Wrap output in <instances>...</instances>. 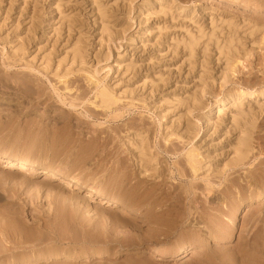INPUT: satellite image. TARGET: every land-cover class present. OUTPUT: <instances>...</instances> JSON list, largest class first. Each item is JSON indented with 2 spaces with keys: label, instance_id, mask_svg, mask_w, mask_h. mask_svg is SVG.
<instances>
[{
  "label": "rangeland",
  "instance_id": "374dc122",
  "mask_svg": "<svg viewBox=\"0 0 264 264\" xmlns=\"http://www.w3.org/2000/svg\"><path fill=\"white\" fill-rule=\"evenodd\" d=\"M240 89L264 18L239 0H0V150L36 165L0 157V264H264V96L212 114Z\"/></svg>",
  "mask_w": 264,
  "mask_h": 264
},
{
  "label": "bare ground",
  "instance_id": "6f19581e",
  "mask_svg": "<svg viewBox=\"0 0 264 264\" xmlns=\"http://www.w3.org/2000/svg\"><path fill=\"white\" fill-rule=\"evenodd\" d=\"M239 2H242L244 4L245 8H247L250 11L251 15L254 16L256 22H258L260 18H264V0H239ZM253 25L255 27L256 23L254 22ZM228 42L230 43L231 41H228ZM217 44H218V42H217ZM219 52H221V48L219 49ZM238 62L239 61L236 60V63H238ZM233 71H234V69L230 68L229 59L226 57V66H225V70H224L223 74L224 75H228L229 72L233 73ZM203 92H204V88L202 87V88H200V90L198 92L199 94L196 93V94L191 96V98H190L191 106L190 107L192 109L193 108L197 109V108H199L201 106V98L203 96ZM246 96H250V97H253V98L263 97L264 96V90L240 89V90H237V91H235L233 93L228 94L227 96H221L222 98L218 99L215 102L216 105L214 106V108L217 107V111L212 112V114H215V113L219 114L221 111L224 110V108H222V106L227 104L228 107H230V106L232 107L233 106V108L235 107V108L238 109V111H236V114H233V115H235V116L239 115L240 116L241 115L240 114L241 113V111H240L241 110V106H240L241 103L240 102ZM95 97L99 99V104L101 106H103V107L110 106L112 101H113V99L108 95V93L104 92L103 90L99 91L96 94ZM238 139L239 140L237 142V145H236V147L234 148V151H233V155L234 156H233V158L230 159V161L235 166L240 165L244 161V159L246 158L248 152L251 150V147H250V145L248 143V139L247 138L240 136V138H238ZM141 156H144V153H141ZM0 157H5V159H6V165L5 166L6 167L14 166L15 168H17L18 171H22L24 169L32 170V169H34V167H36V165L34 164V162L32 160H27L26 158L10 157V156L6 155L2 150H0ZM186 159H187V163H188L189 167H191L193 169L196 168L195 167L196 164H195L194 156H193V154L191 152H187ZM232 163H230V164H232ZM36 169H37L38 173L42 174L44 176V179H46V180L55 179V180H57V182L62 183L63 187H65V188L66 187H72L73 185H74L73 187L81 188V184L77 181V179L75 180V179H73L71 177L66 178V177H62L60 175L57 176V173L55 171H52V170H49V169H45V168H42V167H38ZM193 172H196L195 169H194ZM84 197L85 198H91V199H93L94 197L95 198H100V200H101L100 203L101 204H106L107 203L109 205H112L113 207L118 205V204H116L117 202L115 200H111V198L101 194L98 190H96V189H94L92 187H89V188L86 189V191L84 193ZM117 208H119L118 211H119L120 214H125L127 212V209L124 206L117 207ZM1 252H2V250H1ZM1 252H0V254H1ZM151 255L153 257H155V258H159L157 256H161V257L162 256H173L174 253H170L168 248H166L164 246H159V247L154 248V250L152 251ZM55 257L59 258L61 256L58 255V256H55ZM7 259H9V258H7ZM12 261L14 263V259ZM18 261H20V260H18ZM1 263L4 264V262H1ZM7 263H8V261H7ZM9 263H12V262L10 261Z\"/></svg>",
  "mask_w": 264,
  "mask_h": 264
}]
</instances>
